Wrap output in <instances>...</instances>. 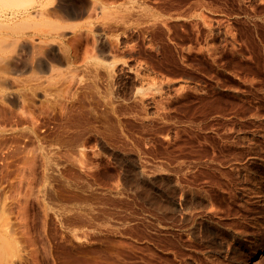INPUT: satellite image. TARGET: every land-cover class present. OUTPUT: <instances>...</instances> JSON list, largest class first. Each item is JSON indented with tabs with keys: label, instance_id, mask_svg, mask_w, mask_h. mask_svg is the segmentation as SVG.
I'll return each mask as SVG.
<instances>
[{
	"label": "rangeland",
	"instance_id": "obj_1",
	"mask_svg": "<svg viewBox=\"0 0 264 264\" xmlns=\"http://www.w3.org/2000/svg\"><path fill=\"white\" fill-rule=\"evenodd\" d=\"M78 2L0 0V264H264V0Z\"/></svg>",
	"mask_w": 264,
	"mask_h": 264
},
{
	"label": "bare ground",
	"instance_id": "obj_2",
	"mask_svg": "<svg viewBox=\"0 0 264 264\" xmlns=\"http://www.w3.org/2000/svg\"><path fill=\"white\" fill-rule=\"evenodd\" d=\"M60 8H62L67 14H71V15H76L80 13V9H81L78 0H60ZM256 217H257L256 220L257 224H259L262 228H264V207L259 210V213Z\"/></svg>",
	"mask_w": 264,
	"mask_h": 264
}]
</instances>
